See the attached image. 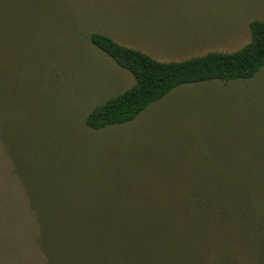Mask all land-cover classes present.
Wrapping results in <instances>:
<instances>
[{
    "label": "rangeland",
    "instance_id": "rangeland-1",
    "mask_svg": "<svg viewBox=\"0 0 264 264\" xmlns=\"http://www.w3.org/2000/svg\"><path fill=\"white\" fill-rule=\"evenodd\" d=\"M252 20L264 21V0H0V169L13 173L8 156L15 147L6 145L14 134L13 141L40 146L61 165L70 157L117 159V166L106 163L132 171H109L96 162L97 181L151 179L141 197L160 206L166 183L194 194L217 175L240 173V221L219 224L224 231L212 219L204 222L210 228L202 264H264V66L247 80L179 86L126 124L85 125L92 108L133 84L129 72L91 45L89 34H105L161 62L181 61L240 49ZM85 189L115 195L139 188ZM9 226L10 237L0 229V264H47L35 240L23 241L12 234L18 226ZM176 234L190 237L184 228ZM188 241L177 245L186 248ZM190 261L177 258V264H196Z\"/></svg>",
    "mask_w": 264,
    "mask_h": 264
},
{
    "label": "trees",
    "instance_id": "trees-1",
    "mask_svg": "<svg viewBox=\"0 0 264 264\" xmlns=\"http://www.w3.org/2000/svg\"><path fill=\"white\" fill-rule=\"evenodd\" d=\"M248 26L250 39L236 51H212L168 62L123 46L105 34H89L91 45L129 72L133 84L92 108L85 117V125L100 130L131 122L150 104L179 86L252 78L264 66V21L252 20ZM2 128L1 125L0 130ZM13 135L6 145L7 149L12 144L15 147L10 149L14 156H8L13 173L7 176L4 168L0 169V229L5 237H10L9 223L17 225L12 234L23 241L29 237L35 240L47 264H177V258L202 264L209 249L207 232L210 227L204 222L212 219L218 229L224 231V226L219 224L240 221V173L217 175L213 177L214 184L196 189L194 194L184 192L190 190L181 189L177 183H166L169 189H160V195L167 198H160V206L158 202L149 203L141 197L143 188L148 185L145 181L151 179L131 181L124 177L123 180L97 181L96 162L97 166L103 165L109 171H132L116 168L117 159L104 161L98 156L97 160L84 156L76 161L77 157H70L61 165L58 158L40 146L13 141ZM34 153L39 159L35 160ZM229 168L240 172V166L231 164ZM161 183L159 181L164 186ZM101 184L139 189H124L115 195H101L99 191L85 189ZM221 187L222 192H217ZM172 189L176 194L170 192ZM174 203H179L181 209H175ZM136 204L145 208L135 209ZM211 207L214 209L210 210ZM175 211L186 213L188 220ZM208 211H212L209 216ZM177 225L182 227L177 228ZM183 228L188 230L190 237L181 238L176 234L177 229ZM227 231L240 235V230L226 227ZM214 233L222 236L218 230ZM180 239L189 240L188 247L180 249L177 245ZM196 243L200 251L194 248ZM11 246L7 244L6 250Z\"/></svg>",
    "mask_w": 264,
    "mask_h": 264
}]
</instances>
